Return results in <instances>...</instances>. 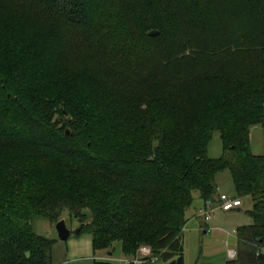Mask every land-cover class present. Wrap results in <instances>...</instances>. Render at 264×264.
<instances>
[{
    "label": "trees",
    "instance_id": "obj_1",
    "mask_svg": "<svg viewBox=\"0 0 264 264\" xmlns=\"http://www.w3.org/2000/svg\"><path fill=\"white\" fill-rule=\"evenodd\" d=\"M226 170L252 222L225 264H264V0H0V264H52L32 221L64 212L95 251L184 264Z\"/></svg>",
    "mask_w": 264,
    "mask_h": 264
},
{
    "label": "crops",
    "instance_id": "obj_2",
    "mask_svg": "<svg viewBox=\"0 0 264 264\" xmlns=\"http://www.w3.org/2000/svg\"><path fill=\"white\" fill-rule=\"evenodd\" d=\"M250 142H251V137H250ZM253 152L257 154H261L263 150L259 152L256 151ZM223 173L224 172H222L217 177V181H216L217 193L214 197L215 202H216L215 198H217V195L223 193L219 188V185L223 182L221 177L223 176L222 175ZM245 199H248V197H245ZM202 204H203V199L198 195H195L191 206L186 211L187 220L183 226V229L185 230L184 233L181 232L184 264L187 263L188 246L189 249L192 250L193 255H196L198 253V255L201 257L200 261H197V258H195L193 264H225V262L228 261L229 259H233L230 258L229 251L230 250L236 251L237 249L238 239L236 235V228L241 225L250 224L252 221V220L250 221V217H251L250 215H249L250 217L248 215H245L246 211L249 209L248 208L249 205L246 208L243 207V201L241 199V205H239L238 207L225 211L217 208V210L211 215V217L205 221L200 216L197 215V210L199 209V207L202 206ZM242 211H244L245 213ZM57 240H59L58 237L55 239V242L53 244L54 247L52 252L53 255L55 254V259L54 261H52V264H56V263L66 264L68 261H73V260L80 261L79 259L91 260V264H93V261H97V260L113 261L111 253L108 252L107 250H105L106 253L105 254L103 252V249H101L102 250L101 252L103 253H98V255H96L95 253L96 251L93 249L92 246L91 235H89V237H87V239H85L84 243L82 244V246L85 247V254L80 256L82 258H76L77 256L75 257L71 255V258L73 256L72 258L73 260L67 259L65 255L68 251V248H69V253L72 249L74 252V249L77 247L78 244L77 241H74L70 246H67V243H64V245H62L61 243H57ZM61 256H63L64 259L61 258Z\"/></svg>",
    "mask_w": 264,
    "mask_h": 264
},
{
    "label": "rangeland",
    "instance_id": "obj_3",
    "mask_svg": "<svg viewBox=\"0 0 264 264\" xmlns=\"http://www.w3.org/2000/svg\"><path fill=\"white\" fill-rule=\"evenodd\" d=\"M262 135H263L262 134V128L260 125H255L251 128V131H250L251 142H250V144H251V148L253 151L259 152V151L263 150V139H262L263 137H262ZM221 153H222V150H221V140L219 137V133H218V131H214L212 136H211V139L209 141L208 147H207V154L209 157H218V156H220ZM222 175L223 176H221V177H222L223 182L219 185V188L221 189V191L224 194H227L229 196L239 197L236 194L230 173H228V171L226 170V171H224V173ZM217 199H218V195H217V198H215V200L217 201ZM240 199H242V201H243V207L246 208L249 205L248 208H250V205H251L250 198L245 199V197L242 196V197H240ZM242 212H244V211H242ZM245 215L249 216V213L246 211ZM62 219H64L67 228L70 230V236L65 241L57 240V243H61L62 245H64V243H67V246H70L74 241H77L78 244H77V247L74 249V252L72 249L69 253V248H68V251H67L65 257L67 259H71V260H73L72 259L73 256H75V257L77 256L76 258H82L80 256L85 254V247L82 246V244L84 243L85 239H87V237H89L90 234L86 231L76 233V229L78 228V222L75 219H73L72 217H70L67 212H64L62 214ZM251 220L252 219L250 217V221ZM55 223L56 222H51L50 219H48L46 216H40L39 215L33 219L32 226H33V230L37 234H40L43 236H48V237H53L54 239H56L57 233L55 230ZM184 230L185 229L182 228L181 232L184 233ZM182 237H183V235H182ZM111 249H112L111 256H112L113 260L123 258V254L121 253V250H120V244L118 242L113 243V248H111ZM52 250H53V248H52ZM101 251H102L101 249L96 250V252H95L96 255H98V253H103V252L105 253V250H103V252H101ZM71 255H73L72 258H71ZM197 255H198V253L196 255H193L192 250L189 249V246H188L187 263L186 264H193L195 258H197V261H200L201 257L199 255L198 256ZM61 258H63V256H61ZM51 259H52V261H54V259H55V254L53 255V252L51 254ZM79 260L80 261H78V260L68 261L66 264H91V260H88V259H79ZM156 264H163V262L157 261Z\"/></svg>",
    "mask_w": 264,
    "mask_h": 264
},
{
    "label": "built area",
    "instance_id": "obj_4",
    "mask_svg": "<svg viewBox=\"0 0 264 264\" xmlns=\"http://www.w3.org/2000/svg\"><path fill=\"white\" fill-rule=\"evenodd\" d=\"M239 205H241L240 197H231L227 194L221 193L218 195L216 202L212 198L203 200L202 206L197 210V215L206 221L211 217L217 208L225 211L238 207ZM235 255V250L229 251L230 258H234ZM157 258L158 256L152 253L151 247L149 245H141L134 256H123V258L115 259L113 262L116 264H145L148 262L153 263L157 260Z\"/></svg>",
    "mask_w": 264,
    "mask_h": 264
},
{
    "label": "water",
    "instance_id": "obj_5",
    "mask_svg": "<svg viewBox=\"0 0 264 264\" xmlns=\"http://www.w3.org/2000/svg\"><path fill=\"white\" fill-rule=\"evenodd\" d=\"M55 230L57 233V237L59 240H66L69 235H70V230L67 228L64 219H59L58 221H56L55 223ZM79 227L76 229V233H79ZM260 257H262V254L259 255Z\"/></svg>",
    "mask_w": 264,
    "mask_h": 264
}]
</instances>
